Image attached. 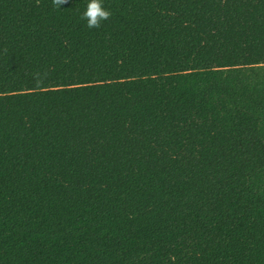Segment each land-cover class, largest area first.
<instances>
[{
  "label": "trees",
  "instance_id": "trees-1",
  "mask_svg": "<svg viewBox=\"0 0 264 264\" xmlns=\"http://www.w3.org/2000/svg\"><path fill=\"white\" fill-rule=\"evenodd\" d=\"M88 2L0 0V264H264V0Z\"/></svg>",
  "mask_w": 264,
  "mask_h": 264
},
{
  "label": "clouds",
  "instance_id": "clouds-1",
  "mask_svg": "<svg viewBox=\"0 0 264 264\" xmlns=\"http://www.w3.org/2000/svg\"><path fill=\"white\" fill-rule=\"evenodd\" d=\"M52 3L54 7L60 8L61 5L67 3V0H52ZM111 15L112 13L103 6L102 0H89L81 19L86 20L87 27L90 29L100 28L102 22L108 20ZM34 79H36L37 86L42 83L39 73Z\"/></svg>",
  "mask_w": 264,
  "mask_h": 264
}]
</instances>
